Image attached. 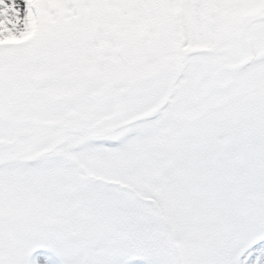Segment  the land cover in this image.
Here are the masks:
<instances>
[{
	"label": "snow or ice",
	"instance_id": "obj_1",
	"mask_svg": "<svg viewBox=\"0 0 264 264\" xmlns=\"http://www.w3.org/2000/svg\"><path fill=\"white\" fill-rule=\"evenodd\" d=\"M0 264H264V0H0Z\"/></svg>",
	"mask_w": 264,
	"mask_h": 264
}]
</instances>
